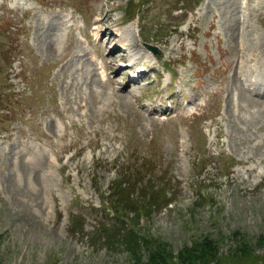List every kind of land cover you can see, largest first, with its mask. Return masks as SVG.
Returning <instances> with one entry per match:
<instances>
[{"label":"rangeland","instance_id":"1","mask_svg":"<svg viewBox=\"0 0 264 264\" xmlns=\"http://www.w3.org/2000/svg\"><path fill=\"white\" fill-rule=\"evenodd\" d=\"M36 1L0 0V264H133L143 238L177 264L205 237L264 264V0H132L146 41L128 0ZM137 174L171 203L110 220Z\"/></svg>","mask_w":264,"mask_h":264},{"label":"trees","instance_id":"2","mask_svg":"<svg viewBox=\"0 0 264 264\" xmlns=\"http://www.w3.org/2000/svg\"><path fill=\"white\" fill-rule=\"evenodd\" d=\"M177 29L174 32H177ZM139 174L133 180L132 176L127 178L122 177L112 183L111 188L116 193V198L109 199L113 209V216L106 213L107 218L117 222V219L121 215L130 224L136 220L133 226L138 227L140 224L139 218L144 216V211H149L152 208H161L162 205L167 206L171 203V196L169 197V193L163 185L157 184L153 186L146 182L144 176L142 180H136ZM134 227L133 233L136 232ZM123 239L127 238L122 237L121 240ZM243 240V238H240L242 244L239 248L232 250L231 256L243 260V264H245V260L250 257V254H254V249L250 246V240L248 241L250 245ZM138 243L135 249L129 250L131 254L139 252L136 251V248H146L148 255H146L145 261L141 262L134 256L133 264H173L175 261L171 251L166 250L164 243L162 245L161 242L150 238H143L141 242L138 240ZM176 262L177 264H228L221 256L220 243L211 237L202 238L199 241H195L191 247H186L183 253L177 257ZM251 262H253L252 259Z\"/></svg>","mask_w":264,"mask_h":264},{"label":"bare ground","instance_id":"3","mask_svg":"<svg viewBox=\"0 0 264 264\" xmlns=\"http://www.w3.org/2000/svg\"><path fill=\"white\" fill-rule=\"evenodd\" d=\"M99 15H100V14H99ZM103 21H104V18H101V17L98 16V18H97V20H96V25L94 26V28L97 29L98 27H99V28H100V27H103V26H102V25H104V22H103ZM108 21H109V20H108ZM107 24H108V23H107ZM113 36H114V35H113ZM116 50H117V49H116ZM116 50H115V51H116ZM118 50H119V49H118ZM115 51H114V50H113V51L111 50V53L114 54ZM107 57H108V56H107ZM117 59H118V58H117ZM105 65H106V64H105Z\"/></svg>","mask_w":264,"mask_h":264}]
</instances>
